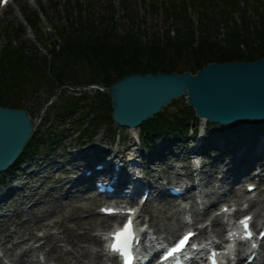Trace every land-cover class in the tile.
Instances as JSON below:
<instances>
[{"label": "rangeland", "instance_id": "rangeland-1", "mask_svg": "<svg viewBox=\"0 0 264 264\" xmlns=\"http://www.w3.org/2000/svg\"><path fill=\"white\" fill-rule=\"evenodd\" d=\"M151 1L153 0H43V2L39 4L40 2L37 0H16L8 7H3L0 4V46L6 42V38L2 31L4 30V26H12L16 30L20 26V23L24 22L22 15L23 11H27L26 13L30 15L34 13L33 11L40 12L43 10L46 12L47 17L43 18L39 24V29L37 30L38 37L29 29L28 41L32 49H35V47L39 48L37 40L49 47L50 44L56 41L58 42V34L55 30L57 28H62L64 25L68 27L66 23L67 12H71L75 19L80 17L79 5H81L83 9V12H81L82 16L88 17L89 19L91 17L93 21L96 22V25H100V23L109 16V13H113L114 26L118 28L120 33L128 30L138 32L145 31V35L143 34L144 40L152 38L153 35L163 36L171 29V22H166L162 9L156 11V8L150 7L149 4ZM53 2L58 3V8L61 10V13H58L53 8ZM252 11L253 8L251 7L250 14H248L246 18L250 20L254 27L260 21L256 17L257 15ZM190 16L195 25L199 26L202 15L198 14L195 10H190ZM214 20L216 21V24L212 28L214 35L218 39H224V34L227 30L226 26L221 21L222 16L214 17L210 15V21ZM240 20V14H235L234 20H232L233 22L231 21L230 25L232 27L235 26L234 23L241 25V22H239ZM217 21H220V23L217 24ZM176 26L178 28L185 27V25L183 26V23L180 22H178ZM171 31H173V29H171ZM171 35H174V33ZM39 49L42 51V54H46L44 49ZM82 83H85V85L89 84L85 81V78H82L77 82V85ZM44 86L46 88L40 89L36 94L29 95L30 97L28 96L23 102L26 105V109L32 112L33 118L37 117V109L40 110L44 104L49 103L54 96V93L50 89L51 86L49 84ZM36 88L34 91H36ZM70 92L72 93V91ZM86 95L90 96L92 92H88ZM66 97L75 99L81 96L70 94L69 96L66 95ZM59 98L60 96L54 102V105L59 103ZM112 104L113 101L111 100V106ZM187 104L188 102L186 99L179 98L166 106V113H173L178 108H184ZM79 114L80 112L76 116H79ZM63 121V118L59 117L57 120L54 116L50 118L45 117V121L40 123L37 127L38 138H41V136H49L52 140L40 150L38 157L31 161L37 164L41 163L38 167L41 174L28 178L26 181L28 185L24 186L28 190V193L23 194V192H21L19 195L22 196L13 204L12 209L5 213L6 217L0 220V256L3 252L6 254V256L3 257L4 263L2 264H34V260H45V258L47 261L44 264H75L77 261H80L81 264H90L94 259V252L99 249V245L96 240L86 238L87 232L89 231L90 236L93 237L101 228L110 227L114 224V221L101 217L98 214L96 205L103 202V197L98 198L94 191L92 193L87 192L84 195L74 193L73 191L71 198L66 199L65 194L69 190V187H63L62 181L66 182L70 180V178L75 177L74 175L70 177L66 173L68 170H74L75 167V165H73L74 163H69L70 153L72 151L86 149L87 146L93 147L96 143H102L106 144L115 153L120 138L128 141L119 147L120 151H125L133 142L131 133L130 131L117 128L116 125L110 124L98 130L95 137L91 140H79L77 139V132L80 130L78 127L80 122H77L74 118L70 121L65 120V125H62L61 122ZM88 124L89 122H87L86 126ZM228 129L227 127L213 126L209 132L212 135L217 134L218 136L220 131H222L227 135L226 131H228ZM112 130L119 132L120 138L116 140L115 144L113 143L111 145ZM161 139L156 141V144L152 147V151H157L158 146L166 142V140ZM198 139L194 144H197ZM229 139H232V137H229ZM191 141L188 142V148L191 147ZM174 153L175 151L172 153L173 157L171 155L170 161H168L170 164L163 165V160H158L156 164L146 165V167L149 168L148 171L150 175H153L154 183H157L156 180H158L165 171L173 169V165H176V169L172 171V174H178L182 180L186 178L183 175L187 176L188 173L182 169L183 163H173V159H175ZM185 153L183 149L178 151L177 154L179 155V159H183ZM49 155L50 157H48ZM206 155L209 157V154ZM45 159H47L46 162H44ZM138 159L140 160V158ZM143 162H145V160H143ZM203 162L206 163V160L203 159ZM225 163H214L218 171L217 173L212 172L213 160H209L208 163H206L202 177L208 182L211 181L209 179L213 174L212 181L214 185L202 186L207 194L199 200L198 204L196 203V209H203L206 205H211L213 202L220 201H222L221 205L227 204L225 201L241 203L244 202V200L253 198L252 196L255 194L257 196L254 198V201H257L260 208L264 209V183H260L262 192L258 195V191L252 194L247 193V185L252 184V182L256 184L255 180H250L243 184H236L235 186L231 185L230 181H221V176L225 172L224 170L229 168V166L225 167ZM28 172H30V170ZM22 173L23 172H20V174ZM9 180L10 179H7L5 174L0 175V189H7L10 182ZM22 184L24 183L17 185L20 186ZM165 203L166 202L162 204L157 200L148 202L144 207V218L145 220L151 219L152 225L156 229H160V232L164 235H167V227L172 225L178 217H181L183 212H181V209H178L181 207L180 201H173L168 205ZM219 209H221V206L211 208L207 212V215L213 216ZM53 234L57 236L59 242L56 243L55 238L46 239L48 242L42 249L38 248V243H33L32 246L28 243L30 239L34 240L39 236ZM86 252H88V254H86Z\"/></svg>", "mask_w": 264, "mask_h": 264}, {"label": "trees", "instance_id": "trees-1", "mask_svg": "<svg viewBox=\"0 0 264 264\" xmlns=\"http://www.w3.org/2000/svg\"><path fill=\"white\" fill-rule=\"evenodd\" d=\"M153 1L152 7L156 11L163 9L167 23L169 20L176 22L171 27L175 35H171L169 29L163 36L153 35L144 40L145 31L120 33L114 26L113 13L96 25L91 17L82 16L79 7L78 19L69 14L66 19L68 27L57 28L58 42L47 47L38 41L48 53L43 56L37 48L28 46L26 28L21 25L15 39H8L0 47V105L26 108L23 103L26 98L48 84L55 91L85 78L89 83L110 87L134 74H196L211 63L255 62L264 58V5L260 0ZM251 7L260 21L254 27L246 18ZM53 8L59 13L58 3L53 2ZM190 8L202 15L198 27L189 17ZM26 12L23 14L28 25L36 29L39 14L28 15ZM235 14H240L242 25L234 23L232 27L230 23ZM210 15L222 16L221 21L227 30L224 39L214 35L212 28L216 21H210ZM178 22L185 27L178 28ZM10 29L14 31L13 27L4 28L5 33L9 35ZM55 108L57 117L64 120L62 124L79 112H85L88 117L93 115L94 132L89 137L101 127L114 124L111 99L105 93L96 92L91 97L83 94L75 99L62 97ZM197 120L194 110L187 105L173 113L164 112L144 123L143 143H148L151 136L164 133H177L179 138H184L191 122ZM46 140L44 136L38 138L35 135L22 158L36 155Z\"/></svg>", "mask_w": 264, "mask_h": 264}, {"label": "water", "instance_id": "water-1", "mask_svg": "<svg viewBox=\"0 0 264 264\" xmlns=\"http://www.w3.org/2000/svg\"><path fill=\"white\" fill-rule=\"evenodd\" d=\"M109 91L113 119L127 127L140 126L184 94L197 114L212 122L264 120V59L211 64L196 77L190 73L132 75ZM36 124L27 110L0 105V172L17 162Z\"/></svg>", "mask_w": 264, "mask_h": 264}, {"label": "bare ground", "instance_id": "bare-ground-1", "mask_svg": "<svg viewBox=\"0 0 264 264\" xmlns=\"http://www.w3.org/2000/svg\"><path fill=\"white\" fill-rule=\"evenodd\" d=\"M40 123H38V125H39ZM137 130V128L136 129H132V131H136ZM248 148H250V147H248ZM248 148H241V149H239V151L237 152V155H243L247 150H248ZM131 149L132 148H128V151H131ZM139 152V150H137L136 152H135V155H136V153H138ZM251 152H252V154H253V156H254V158H257V159H259V158H261L262 156H263V154H264V137H262V138H260V140L255 144V145H253L252 147H251ZM83 152H79L78 153V156L77 157H79L81 154H82ZM141 155H143V153H141ZM145 158H147L148 160H150V157L149 156H144ZM134 161H136V160H134ZM135 163V162H134ZM256 164H254V165H252L251 167H250V169L249 170H247L248 169V167L249 166H245V168L243 169V168H241V167H238V166H235L233 163H231V165H230V167H229V169H228V171L225 173V175H224V177L222 178V181H230L231 183L232 182H235V183H240V182H243L244 180H248V179H252V176H251V169H255V166ZM78 170H80L81 171V169H82V166H79L78 168H77ZM227 173H229L230 174V178L232 179V180H230V179H228L227 178ZM99 176V174H98V172H95L94 173V175L92 176V177H90V178H85V176L83 175V174H81L80 176H78L75 180H69L65 185H67L69 188V190L66 192V194H65V197H66V199H70L71 198V195H73V191H74V193H78V194H80V195H84V194H86L87 192H86V187L87 188H89V189H93L92 188V185L90 184V183H92L93 181H94V179L96 178V177H98ZM87 182V183H86ZM89 183V184H88ZM142 183L143 184H146L144 181H142ZM91 186V187H90ZM121 186V185H120ZM197 187H198V185H197ZM82 188V189H81ZM122 187H119V189H121ZM148 189L150 190V194H149V196L151 197V195H152V193L151 192H153V191H155V188L151 185V186H149L148 187ZM6 190H0V204H2L3 202H5V195H6ZM201 193H200V196H199V199H201L202 197H201ZM216 206V205H215ZM212 207H214V206H212ZM211 207V208H212ZM211 208H209V209H211ZM179 210L181 209V212H183L184 210L181 208V207H179L178 208ZM193 210V209H192ZM195 210V209H194ZM193 210V211H194ZM248 212H250V213H254V226H256V224H257V221L259 220V218L262 216V214H264V209L262 208H259V207H257L256 206V204H255V202L253 201V200H251V205H250V207H249V209H248ZM201 218H203V214H202V217ZM201 218H199V219H201ZM199 219H196V220H199ZM219 213L218 214H215L212 218H210V219H208V220H206V221H204V223H205V225L204 226H202L201 227V232H200V234H206V233H208V228H211L212 226H213V228H217L218 226H219ZM211 221L210 223L209 222H207V221ZM150 221H151V219H150ZM185 227V224L183 223V222H181L179 219H177L172 225H170V226H168L167 227V235L165 236V237H167V238H171V237H174L179 231H181L183 228ZM157 231H160V229H157ZM217 231V233L219 234V235H221L222 234V230L221 229H219V230H216ZM160 234L162 233V232H159ZM162 235V234H161ZM96 237H92V236H90V232L88 231L87 232V234H86V238L87 239H91V240H96V242L97 243H99L100 244V240H97V239H95V238H97L98 236L97 235H95ZM44 237V239H51V238H55V240H56V243L57 242H59V240H58V238H57V236H55L54 234L53 235H44L43 236ZM39 238L37 237V238H35V240H38ZM32 241H34V240H32V239H30L29 241H28V243H29V245L30 246H32ZM39 248L40 249H42L43 248V246L42 245H40L39 246ZM86 254H88V252H86ZM86 254H84V255H86ZM248 259V257L245 259V261ZM98 260H100V261H104V254H103V250H102V248H101V246H99V249L98 250H96L95 252H94V259H93V261L91 262V264H97V261ZM2 259H1V257H0V264H2ZM47 261V259L45 258V261L44 262H46ZM242 261V260H241ZM33 263L34 264H43V262H42V260H40V259H36V260H34L33 261ZM111 263L112 264H115V262L114 261H111ZM75 264H81V262L80 261H77V262H75ZM84 264V263H83Z\"/></svg>", "mask_w": 264, "mask_h": 264}, {"label": "snow or ice", "instance_id": "snow-or-ice-1", "mask_svg": "<svg viewBox=\"0 0 264 264\" xmlns=\"http://www.w3.org/2000/svg\"><path fill=\"white\" fill-rule=\"evenodd\" d=\"M247 226V225H245ZM132 235V224L131 221H129L121 231H118L117 233H115L114 236V243L112 244V249L113 251H126L127 250V246L129 243V237ZM187 237L185 238V240H182L180 242L181 246L186 242ZM176 249H174L175 251ZM169 255H171V253H169ZM126 264H128V262L126 261Z\"/></svg>", "mask_w": 264, "mask_h": 264}]
</instances>
